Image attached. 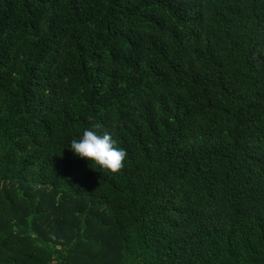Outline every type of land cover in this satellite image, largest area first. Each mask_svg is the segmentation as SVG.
<instances>
[{"label": "trees", "instance_id": "obj_1", "mask_svg": "<svg viewBox=\"0 0 264 264\" xmlns=\"http://www.w3.org/2000/svg\"><path fill=\"white\" fill-rule=\"evenodd\" d=\"M54 260L264 264V0H0V264Z\"/></svg>", "mask_w": 264, "mask_h": 264}, {"label": "clouds", "instance_id": "obj_2", "mask_svg": "<svg viewBox=\"0 0 264 264\" xmlns=\"http://www.w3.org/2000/svg\"><path fill=\"white\" fill-rule=\"evenodd\" d=\"M70 150L81 158H87L91 164L116 173L124 167L127 151L117 146V141L109 132L100 134L88 128L77 138L70 141Z\"/></svg>", "mask_w": 264, "mask_h": 264}, {"label": "built area", "instance_id": "obj_3", "mask_svg": "<svg viewBox=\"0 0 264 264\" xmlns=\"http://www.w3.org/2000/svg\"><path fill=\"white\" fill-rule=\"evenodd\" d=\"M53 264H59L57 260H54Z\"/></svg>", "mask_w": 264, "mask_h": 264}]
</instances>
